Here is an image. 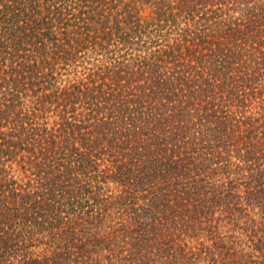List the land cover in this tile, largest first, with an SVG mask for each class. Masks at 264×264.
Here are the masks:
<instances>
[{
  "label": "trees",
  "instance_id": "16d2710c",
  "mask_svg": "<svg viewBox=\"0 0 264 264\" xmlns=\"http://www.w3.org/2000/svg\"><path fill=\"white\" fill-rule=\"evenodd\" d=\"M193 254L264 264V0H0V264Z\"/></svg>",
  "mask_w": 264,
  "mask_h": 264
},
{
  "label": "rangeland",
  "instance_id": "374dc122",
  "mask_svg": "<svg viewBox=\"0 0 264 264\" xmlns=\"http://www.w3.org/2000/svg\"><path fill=\"white\" fill-rule=\"evenodd\" d=\"M146 13H148V10ZM72 69L73 68L71 67L69 70H65V72L70 71V72L66 73L65 75H63V79H65V82L67 80H71V79H74L76 77L75 76L76 71L72 70ZM78 70H79V73H77V75L81 76L82 67H78ZM84 76H86V75H84ZM49 114L53 115L52 112H50ZM50 120L52 121V119H50ZM14 166H15V168H19L16 163L14 164ZM18 174L20 175V177L24 176L21 169H19ZM202 235L203 236L200 238V240H198L196 237H191V236H193V230L192 229L188 230L187 232L184 229H182V230L179 229V230H177V232L174 235L175 237H173V238L177 242V245H176L177 247L178 246L187 247L188 250H193V253H195L198 249L200 250L202 247L199 242H205L206 246L212 245V241H211L212 234L209 231H206L204 234L202 233ZM223 235H227V233L225 232V233H223ZM131 241L132 240L130 239L129 240L130 244H132ZM202 254L204 255L205 253H202ZM194 258H195V255L193 254V264H194V260H195ZM203 263H205V262H203V259H202V264Z\"/></svg>",
  "mask_w": 264,
  "mask_h": 264
}]
</instances>
